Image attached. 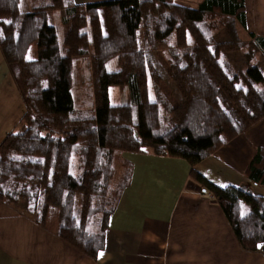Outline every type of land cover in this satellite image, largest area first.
<instances>
[{
  "label": "trees",
  "instance_id": "trees-1",
  "mask_svg": "<svg viewBox=\"0 0 264 264\" xmlns=\"http://www.w3.org/2000/svg\"><path fill=\"white\" fill-rule=\"evenodd\" d=\"M243 7V0L195 8L174 0H0V52L18 70L24 104L0 142V203L42 227L57 210L56 237L96 259L130 183L122 153L149 151L185 160L240 246L264 249V197L214 186L192 169L264 117V36L241 37ZM110 87L128 102L111 104ZM85 107L91 116H73ZM244 175L264 186V148Z\"/></svg>",
  "mask_w": 264,
  "mask_h": 264
},
{
  "label": "crops",
  "instance_id": "crops-1",
  "mask_svg": "<svg viewBox=\"0 0 264 264\" xmlns=\"http://www.w3.org/2000/svg\"><path fill=\"white\" fill-rule=\"evenodd\" d=\"M243 5L244 37L264 36V0H243ZM23 110L18 84L0 52V142L14 130ZM257 148H264V117L192 169L214 186L243 187L264 197V186L244 175ZM129 154L130 183L110 217L96 259L58 239L50 213L42 227L0 203V264H264V249L240 246L213 196L189 178L186 161L149 151ZM147 160L154 163L146 165ZM146 171L153 174L141 176ZM173 173L179 180H171Z\"/></svg>",
  "mask_w": 264,
  "mask_h": 264
},
{
  "label": "rangeland",
  "instance_id": "rangeland-1",
  "mask_svg": "<svg viewBox=\"0 0 264 264\" xmlns=\"http://www.w3.org/2000/svg\"><path fill=\"white\" fill-rule=\"evenodd\" d=\"M203 0H174V2L176 4H179V5H182V6H187V7H191V8H195L197 7ZM48 22L50 24H56V21L54 19V17L52 16H49L48 18ZM240 35L243 39H245L244 37V34L243 32L240 30ZM64 36V31H62L60 33V39ZM32 48H29L28 50V54H27V57L30 58L31 55H32ZM80 65V64H79ZM79 65L75 66V71H74V87L79 88L78 85H83L81 83H78V80L80 78V75H81V71L79 69ZM13 73H14V77L18 79V70L17 68L15 67L13 69ZM18 84V83H17ZM82 87V86H81ZM109 98H110V103L111 104H125L128 102V98L126 96V94L122 93L120 91V89L118 87H110L109 89ZM91 108L90 107H85L83 110H81L80 112L76 113V114H73L74 117H87V116H91ZM134 154V153H133ZM153 155V154H152ZM156 156V155H155ZM122 157L127 160L130 164H132V161H131V156L129 153L127 152H124L122 153ZM185 161V160H184ZM146 165L148 163H154V162H151L149 160L145 161ZM152 165V164H151ZM150 165V166H151ZM149 166V167H150ZM188 166L190 167L191 169V166L188 164ZM144 171V170H143ZM140 172L141 170H139V174H137V178L140 177ZM190 172V171H189ZM149 173H152L153 172H148L146 171L145 173H142L141 176H145L147 177V174ZM175 174V176L173 178H171V175L170 177H168L169 179L171 178V180H174V179H177L179 180V175L178 173H173ZM158 176V178L160 177L159 175H156ZM189 176V175H188ZM149 178H152L151 176H148ZM190 179H192L190 176H189ZM212 184V183H211ZM29 219V218H28ZM50 221H52V223H55V221L57 222V210L55 209H52L51 212H50Z\"/></svg>",
  "mask_w": 264,
  "mask_h": 264
},
{
  "label": "snow or ice",
  "instance_id": "snow-or-ice-1",
  "mask_svg": "<svg viewBox=\"0 0 264 264\" xmlns=\"http://www.w3.org/2000/svg\"><path fill=\"white\" fill-rule=\"evenodd\" d=\"M258 247H259V245H258ZM100 255L102 256V255H103V253H100Z\"/></svg>",
  "mask_w": 264,
  "mask_h": 264
}]
</instances>
